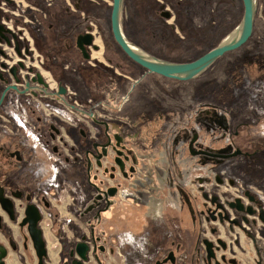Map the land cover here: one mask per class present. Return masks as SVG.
Masks as SVG:
<instances>
[{"label": "flooded vegetation", "instance_id": "1", "mask_svg": "<svg viewBox=\"0 0 264 264\" xmlns=\"http://www.w3.org/2000/svg\"><path fill=\"white\" fill-rule=\"evenodd\" d=\"M55 1L45 0L47 6ZM82 2L78 0L72 5L74 8L70 5L71 10L81 11L79 4ZM30 11L42 13L44 17L48 13L45 8H38L33 0H0V196L12 202L14 213L12 219L6 209L10 204L5 201L4 206L0 201V246L7 249L4 264H9L11 253H20L21 247L33 255L35 264H40L28 223L21 226L29 205L35 206L41 215L38 228L42 230L46 248L43 264L52 260L46 227L54 238L50 239L54 242L56 264H121L120 261L126 260L133 264H137L136 261L156 264L171 252L175 262L169 259L164 264H208L204 240L212 243L216 259L222 264H228L230 259L239 262L227 252L231 242L227 236L237 232L235 228L248 236L253 235L254 240L249 238L258 251L255 229L259 223H264L260 215L264 203L259 195L243 189L230 197L217 188L226 184L228 189L235 188L236 181L225 178L214 168L242 155L249 156L232 142L234 130L227 132L233 111L216 104L200 111L196 117L160 113L154 122L146 123L145 115L136 122L115 116L102 100L96 102L90 96L78 100L71 77L65 72L76 73V65L85 68L87 77L89 71L101 77L100 73L106 70L124 75L110 54L106 56L101 52V49L108 52L110 44L101 46L97 42V33L102 45L105 38L99 26L91 22L84 32L74 34L77 49L73 48L71 34L65 39L64 49L42 50L32 29L34 21L40 19L33 20ZM66 11L69 14V9ZM86 34L92 36V43L85 47L89 58L78 46L79 36ZM118 49L122 50L119 44ZM73 52L79 62L73 59ZM97 56L103 60L105 57V61L92 62ZM126 57L135 62L128 55ZM89 63L97 64L98 69H90ZM127 64L132 73L123 78L136 86L141 80L135 77L132 68L137 66ZM240 72H226L233 81L221 88L225 102H229L233 91L238 92L232 91V83L248 77V73ZM60 85L65 87L66 93L59 97ZM99 91L102 93L103 89ZM41 104L49 110L41 111ZM56 106L66 109L63 113L66 120L58 116ZM17 114H23L22 119ZM50 114L58 119H50ZM11 118L17 121L18 127ZM156 131L172 137L170 143L166 139L164 144L156 145L153 138ZM234 133L235 136L240 134L239 131ZM210 134H213L212 147L205 143ZM239 150L241 153L231 155ZM57 166L70 170L71 176L65 179L68 185ZM63 194L71 201L68 205L73 203L74 209L66 210L64 216L58 207ZM236 200L245 210L251 207L254 213L232 208L230 203ZM154 204H159L161 212L153 214ZM88 206L91 209L81 216ZM123 206L129 207L133 231L116 230L124 213ZM45 213L50 215L47 224ZM157 214H161L160 217H156ZM219 214L227 215L228 219L221 221ZM74 215L76 221L73 222ZM14 225L27 232L21 243L14 233ZM171 225L177 233L172 231ZM219 241L226 244V249ZM235 242L239 240L235 238ZM222 256L227 261L224 262ZM216 259L212 260L213 264ZM17 260L15 258L12 264H18Z\"/></svg>", "mask_w": 264, "mask_h": 264}, {"label": "rangeland", "instance_id": "2", "mask_svg": "<svg viewBox=\"0 0 264 264\" xmlns=\"http://www.w3.org/2000/svg\"><path fill=\"white\" fill-rule=\"evenodd\" d=\"M103 1L106 4L110 3V6L107 4L109 9L107 8L106 11L107 18H110L112 0ZM257 1L258 8L254 31L249 40L238 49L225 53L204 73L194 79L184 81L147 71L128 59L127 55L118 49V44L112 35L109 19V23H106L108 26L105 27L107 31L104 34L106 38L104 36L103 45L102 39L97 33V42H100L101 46L110 44L108 45V52L107 50L103 51V49L101 52L106 56L110 54L114 63L119 66L121 74L132 73L131 70L127 69V63L140 68L143 73L134 74L138 75L136 77L141 80L140 83L133 86L129 84L126 78H123L124 75L118 76L113 71L107 70L100 73L101 77L91 75V71L88 70L89 77H87L84 73L85 68L76 65L78 69L76 73L65 71L69 78L71 77L72 89L77 91L78 100L89 96L96 102L102 100L106 109L108 108L112 114L133 122L139 121L145 115L146 123H151L160 116V113L169 115L172 112L192 114L193 117H196L200 111L212 108L216 104L227 106V108L222 107V109L233 111L230 117L231 126L227 132L231 129L234 132H240L237 136L234 132L231 134L232 142L236 143L238 149H242L246 154L249 153V156L242 155L230 162L228 161L223 166L214 168L225 178L231 177L236 181L235 188L228 189V184L217 188L221 194L230 197L243 189H248L258 194L264 203V0ZM165 10L171 13V18L167 19L161 15V12ZM243 12L242 0H125L121 24L128 39L148 52L168 60L190 61L215 47L238 25ZM75 41L76 36L73 34L71 36L73 48H76ZM92 62H96V59L92 58ZM72 69L75 70L76 68L73 66ZM226 72L230 74L235 72L248 73V77L246 76L247 78L241 82L236 80L232 83V91L238 90V92H232L229 102L224 101L225 97L221 89L224 84H230V81H233L229 78L231 75H227ZM78 73L82 77L78 76ZM142 75L144 76L140 77ZM232 78L235 79L236 76H232ZM100 88L103 89V95L99 91ZM41 108V111L44 112L49 110L42 104ZM54 109L58 111V116L66 120L65 114H63L65 108L56 106ZM17 115L22 119L23 114ZM41 115L44 116L45 114ZM58 116L50 114L48 117L57 120ZM223 120L226 121V118L223 117ZM11 122L18 127L15 119L11 118ZM242 123H249V125ZM209 137L205 143L212 147L213 134H210ZM153 138L155 144L159 145L164 144L166 139L170 143L172 137L167 136L163 131H156ZM221 143L222 141L218 142L217 145L219 146ZM57 168L64 180L71 176L70 170L58 166ZM65 183L68 185L67 180ZM67 198V195L63 194L62 203L58 204L63 216L66 210L68 212L74 210L73 203L68 205L71 201ZM74 201V206H76L77 199ZM154 208L153 214L161 212L159 204H154ZM123 210L122 219L119 221L116 230L121 232L133 231L129 222V207L123 206ZM160 215L157 214L156 217H160ZM49 218L50 215L45 213L44 222L46 224L50 222ZM259 224L258 228L255 229L258 251L243 230L235 228L237 232L227 236L228 241H231L227 251L228 255L236 257L239 261L238 264H258V260L261 261L259 264H264V223ZM43 226L46 227L47 225L43 223ZM171 227L172 231L177 233L175 226L171 225ZM13 230L21 243L24 234H27L26 230H19L17 225L13 226ZM45 235L48 237L49 254L52 259L49 264H56L57 255L53 249L54 242L51 241L54 238L49 234L48 227L45 228ZM235 238L239 240L238 243L235 242ZM29 245L30 253H32L33 247L30 242ZM15 258L21 259L20 261L17 260L18 264H35L33 255L25 252L23 247H21L20 253H11L8 263L12 264ZM139 259L138 257L137 260ZM136 262L140 264L138 261ZM120 263L133 264L131 260L120 261Z\"/></svg>", "mask_w": 264, "mask_h": 264}, {"label": "water", "instance_id": "3", "mask_svg": "<svg viewBox=\"0 0 264 264\" xmlns=\"http://www.w3.org/2000/svg\"><path fill=\"white\" fill-rule=\"evenodd\" d=\"M244 5V12L243 16L238 23L215 47L207 51L206 53L202 54L200 57L191 60V61H173L158 57L146 49L141 47L138 44L132 42L128 37L125 35L122 24H121V17L123 12L124 0H112V12H111V30L113 33V37L115 41L119 44L122 50L135 62L143 66L144 68L148 69L150 72H154L160 75H163L168 78H174L178 80H190L198 75L205 72L212 64H214L220 57H222L225 53L229 51H233L238 49L243 44H245L248 39L252 36L254 31V24L256 19V12L258 8V1L257 0H242ZM161 15L165 18H170L169 11L161 12ZM92 43V36L90 34L80 35L78 38V46L84 53V56L89 58V55L86 53V46ZM38 80L43 83L40 76H38ZM15 88V87H14ZM66 93V89L64 86L60 85L59 91L57 96H63ZM241 153V151H236L231 155H236ZM99 157V156H98ZM253 200V197H250ZM0 201L5 206V201H7L10 205L6 206L7 210L9 211L11 218L14 219V213L12 209V202L8 199H3L0 196ZM232 208H235L239 211L247 212V213H254L251 207L247 210L244 209L243 205L240 203L239 200L236 202L230 203ZM91 208L89 206L85 209L83 213L80 215L83 216L84 213L89 211ZM261 219L264 222V211L261 210ZM220 220L223 221L224 219H228L227 215L219 214ZM41 219L40 212L38 209L33 206L29 205L26 210V218L21 223V226L28 223V231L30 236L33 240L34 247L37 251V255L40 259V264H43V258L46 255V248L45 242L42 236V230L38 228V222ZM246 221L247 219L244 218ZM213 220H216V216H213ZM235 224H238V221H234ZM254 240V236L249 234ZM222 244V247L226 249V244L222 241H219ZM207 248V263L213 264L212 260L216 259V254L213 249L212 243L204 240ZM83 244H79L81 246ZM7 255V249L5 246H0V264H4L3 258ZM83 258L86 259L87 257L85 254H82ZM169 259L171 262H175V258L173 252L169 254L167 258H165L162 262L158 261L156 264H164ZM222 260L225 262L226 257L222 256ZM215 264H222L217 259L215 260ZM228 264H238L236 259L228 260Z\"/></svg>", "mask_w": 264, "mask_h": 264}, {"label": "crops", "instance_id": "4", "mask_svg": "<svg viewBox=\"0 0 264 264\" xmlns=\"http://www.w3.org/2000/svg\"><path fill=\"white\" fill-rule=\"evenodd\" d=\"M33 2L37 4L38 8H45L48 11L46 17L39 12H29V16L33 20L35 17L40 19L39 22L34 21L32 29L36 35L38 46L42 50L51 48L64 49L66 46L65 39L67 37L69 38L71 34L84 32L91 22L99 26L103 35L107 31L105 27L108 26L109 19L111 26V15L110 18L106 16V11L107 8L109 9L110 3H107L108 6L103 0H83V2L79 4L81 10L79 12L74 9L71 10V7H73L72 5L78 3V0H56L51 6H47L45 0H33ZM66 9H69V14ZM68 40L70 41V39ZM72 57L76 62H79V58L75 52L72 53ZM97 57L95 58L96 63L104 62L103 59ZM89 65V68L92 70L98 69L99 67L97 64L93 65L89 63ZM132 69L135 74L143 73L140 68L133 67ZM136 76L138 75H135V77ZM84 85L86 84L84 83ZM74 220L75 219H73V222ZM65 230H67V228Z\"/></svg>", "mask_w": 264, "mask_h": 264}, {"label": "trees", "instance_id": "5", "mask_svg": "<svg viewBox=\"0 0 264 264\" xmlns=\"http://www.w3.org/2000/svg\"><path fill=\"white\" fill-rule=\"evenodd\" d=\"M112 35H113V34H112ZM208 51H209V50H208ZM206 52H207V51H206ZM206 52H205V53H206ZM200 56H201V55H200ZM200 56H199V57H200ZM197 58H198V57H197Z\"/></svg>", "mask_w": 264, "mask_h": 264}]
</instances>
